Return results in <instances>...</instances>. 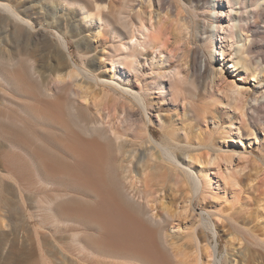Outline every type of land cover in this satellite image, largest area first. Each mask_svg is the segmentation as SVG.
Returning a JSON list of instances; mask_svg holds the SVG:
<instances>
[{"label":"bare ground","instance_id":"obj_1","mask_svg":"<svg viewBox=\"0 0 264 264\" xmlns=\"http://www.w3.org/2000/svg\"><path fill=\"white\" fill-rule=\"evenodd\" d=\"M156 1L159 3L161 0H57L56 3L60 11L78 12L84 22L97 23L99 31L102 27L103 30L111 33L115 40L117 39L112 61L115 65H121L122 69L120 73H113V77L106 79L114 88H120L126 98H129L130 101L127 102L129 108L134 109L137 105L145 114L136 127L126 128L125 133L114 129L109 131L104 120L97 116L99 109L92 110L87 106L92 98L88 89L78 84V79L85 71H89L81 68L74 61L71 66L64 64L52 69L43 65L44 59L40 54L39 59H36L37 57L32 52L31 54L26 53L22 59L13 62L11 58H6L0 53V78H11L12 89L18 96H12L17 113L12 115L7 111L0 114L1 121L11 124L0 123V133L8 137L13 149H19L21 154L28 158L32 167L34 185L51 191L33 197L35 211H31L32 216L30 211L28 212L30 218L35 219L34 221L39 224L36 229L38 239L39 236L45 235L44 229L47 224H51L58 231L75 226L76 218H81L98 226L104 232L107 231L111 238L118 241V243H113L100 239L99 234L97 237H92L82 230L72 231L71 256H66L64 247L56 243L55 247L61 251L63 258H59L60 263L55 264H64L67 259L66 264H130L127 260H121L118 263L110 261L111 256L118 253L131 254L141 264H173V262L175 264H205L202 255L203 245L196 235L193 236L201 255L193 260H190V256L175 244L171 243L169 247L163 245L160 235H162L164 222L153 213L154 209L149 205V196L159 191L160 180L166 175L163 171L165 165L183 171L187 182L191 185L192 193L198 194L208 188V185H212V176L208 167L220 160L217 156L212 158L209 153H206L204 160L192 154L194 149L209 148V146L204 141L197 143L186 138L185 145L191 151L187 156L188 163L183 165L174 152V147L180 146L175 130H165V137L161 141L156 138L150 126L152 119L149 114L148 93L144 87L134 88L128 77L136 70L137 57L142 53L138 46L157 49L162 45L161 37L156 34L161 23V13L147 10L153 8ZM193 2L195 3V0H171V5L177 8L176 32L178 36L187 40L191 39L196 45L203 44L207 50L209 49V54H206L203 60L206 70L211 74L219 73L221 78L228 80L226 69L231 68L229 72L241 73L243 71L242 76L246 74L257 85L264 84V57H259L254 52L255 40L251 29V20L257 22L264 11V0H206L204 12L201 14L198 12L201 6L197 3L192 5ZM137 3L140 6L139 9H137ZM47 9L51 12L50 14L42 9L39 12L61 17L54 8L48 7ZM31 14H35L36 18L41 16L38 11L33 10V7L28 8L23 3L13 4L0 0V17H3L8 26H12L16 34H24L28 45L32 44L31 39L36 28V19H33ZM200 15L203 17L201 21L198 20ZM154 16L158 17L156 23L153 22ZM58 35L61 47L69 52L70 43L68 44L67 38L61 33ZM36 47L40 53L41 48ZM211 49L213 51H210ZM214 53L218 56L217 58L214 57ZM197 54L195 51L193 67ZM216 62L221 65L217 67L218 69L214 66ZM174 75L172 80L174 90L182 96L183 91L193 84L186 83V77L181 76L179 71H174ZM46 76L52 78V90L55 92L50 93L51 89L45 88L44 94L55 98L60 106L62 104L63 113L51 108H48L47 112L39 111V114L33 112L29 101L30 89L34 87L33 80ZM71 86L80 89H74V96L71 97V103H68L62 92L71 91ZM3 91L9 96L7 89ZM188 96L185 99L195 119L211 118L215 122L214 110L208 107L209 103L198 104L196 93ZM217 98L219 104L231 108L234 117L241 121L237 126L235 121L231 122L229 125L231 134L237 133L241 136L242 131L254 134V126H262L254 113L264 107V90L260 92V95L253 94L251 87L246 83L232 80L228 83L227 93ZM81 100H84L86 104ZM94 102L92 103L96 106L97 102L96 104ZM64 106L69 110L68 114L65 113ZM84 110L89 112L86 113ZM22 112L27 114L24 116ZM90 114L94 116L91 121L87 117ZM251 119H254V122ZM31 120L41 125H49L54 129L41 127L36 130ZM72 126L78 130L80 128L83 135L87 137L82 136ZM261 128L264 130V126ZM74 132L77 135H74ZM110 132L112 135L109 134ZM65 135H69L70 138L61 139L60 136ZM195 139L202 140L203 138L197 135ZM143 144L146 148L141 151L142 165L136 174L131 165L132 158L135 156V147ZM119 154H122V157L128 155L126 165H119L121 162L118 161ZM68 160L76 161V164L79 163L81 167L91 166L98 171L99 180L84 175L79 166H76L79 175H76L75 168H70V166L66 169L54 167V164L59 165ZM8 172L12 175V172L16 171L13 169ZM219 173L220 179L226 180L231 177L224 171ZM14 177L12 178L16 179V183L20 184V180ZM3 179L0 175V188ZM231 179L233 184H237L236 178ZM69 184L75 185V190L64 192L63 188H73ZM85 188L89 190L87 193L91 198H83L81 192L86 190ZM19 189L18 202L22 205L26 204L25 200L31 198L21 185ZM91 202H94L96 207H101V204L117 206L122 210L125 221L114 222V216L111 218V214L109 215L101 208L83 207ZM187 209L188 207L185 208L186 211ZM262 211H264V205L259 204L258 214ZM0 226H5L1 219ZM10 246V254L4 257V264H27L33 260L34 249L32 247L19 248L15 241ZM38 248L44 263L46 258H44L40 244ZM213 256L214 261H208V264H227L225 257V259L218 258L217 246L214 247L213 253L207 255L212 258ZM46 262L45 264H48Z\"/></svg>","mask_w":264,"mask_h":264},{"label":"rangeland","instance_id":"obj_2","mask_svg":"<svg viewBox=\"0 0 264 264\" xmlns=\"http://www.w3.org/2000/svg\"><path fill=\"white\" fill-rule=\"evenodd\" d=\"M6 1L13 4L23 3L28 8L29 6L33 7V10L38 11L41 16L36 18L35 14V16L31 14V17L36 19V28L30 45H28L24 34H16L12 26H8L3 17H0V53L2 55L16 62L22 59L26 53L31 54L32 52L37 57L36 59H39L40 54L44 59L43 65L52 69L59 68L64 64L71 66L74 61L78 66L89 71L80 75L78 84L90 92L92 99L89 97L91 100L87 106L92 110L99 109L97 116L104 120L107 129L125 133L126 128L137 126L136 124L145 117V114L137 105L134 109L129 108V103H127L130 101L129 98H126L120 88H114L106 79L113 77V73H120L122 69L121 65H115L112 61L117 39L115 40L111 33L103 30L102 27L99 31L97 23L84 22L78 12L60 11V8L57 9V0ZM205 1L195 0V3L201 6L198 10L199 14L204 12ZM195 3L193 2L192 5ZM48 7L58 11L61 17L39 12L42 9L50 14L51 12L47 11ZM139 8L137 3V9ZM147 10L161 13V23L156 34L161 37L162 45L157 49L138 46L142 53L137 57L136 70L130 73L128 77L134 88L144 87L148 93L146 94L148 96L149 114L152 119L150 126L159 141L165 137V130H175L180 146L174 147V152L183 165L188 163L187 156L191 151L185 145L186 138L197 143L204 141L209 146V148L200 147L192 150L191 153L198 155L202 160H204L206 153H209L212 158L216 156L220 158L218 162L208 167L212 176V185H208V188L198 192V194L192 193L191 185L187 182L183 171L176 167H167V165L163 167L166 175L160 180V189L156 194L149 196V205L153 207V213L164 222L160 239L163 245L167 247L171 243L175 244L181 251L190 256V260H193L201 255L193 236L196 235L203 245L204 253L202 255L205 264H208V261H214V256L212 258L207 257V255L213 253L215 246L218 248V258H226L225 263L227 264H264V211L258 214V205H264V130L261 128L264 126V107L254 113L262 126H254V134L242 131L241 136H239L237 133L231 134L229 125L235 121L237 126L241 121L234 117L231 108L219 104L217 98L222 97L225 92L227 93L228 83L232 80L246 83L251 87V92L257 95H260V92L264 90V84L257 85L246 74L242 76L243 71L241 73L229 72L231 68L226 69V79L228 80L221 78L219 73L211 74L210 71L206 70L203 60L205 55L209 54V49L207 50L203 44L196 45L191 39L187 40L178 36L176 32L178 25L176 21L178 19L177 8L171 5V0H161L159 3L156 1L154 7ZM3 14L6 15L4 12ZM154 17L153 22L156 23L158 17ZM202 19L203 17L200 15L198 20L201 21ZM251 29L255 40L254 52L257 56L264 57V11H262L257 22L251 20ZM59 33L67 38L68 44L70 43L69 52L61 47ZM35 45L41 48L40 53ZM195 51L198 54L193 67ZM214 57L217 58L218 56L214 53ZM214 66L216 69L221 67L217 62ZM174 71H179L181 76H185L186 83L193 84L183 91L184 95L182 96L173 87ZM33 83L34 87L30 89L31 94L29 96L33 112L39 114V111L47 112V109L51 108L63 113L62 104L60 106L55 98H50L44 94L45 88H50V93L55 92L52 90V78L49 76L36 78ZM12 88L11 78H0V114L7 111L12 115L17 113L15 112V100L12 96H18ZM4 89H7L9 96L4 93ZM74 89L80 88L71 86V91L62 92L68 103H71ZM194 93L198 95V104L209 103L208 107L214 110L215 122L211 118L206 120L194 118L187 104V99H185ZM81 101L85 103L84 100ZM93 101L97 102L99 107L93 105ZM64 109L65 113L68 114L69 110L65 106ZM22 114L25 116L27 113L22 112ZM89 116L87 115L91 121L94 116L92 114ZM69 118L68 115V124ZM31 121L36 130L41 127L54 129L49 125H41L36 121ZM251 121L254 122V119ZM0 123L11 125L1 120ZM74 129L82 136L87 137V135H83L80 128V131L76 127ZM109 134L112 135L111 132ZM69 135L60 137L61 139H69ZM74 135L77 133L74 132ZM197 135L203 139L196 140ZM149 145L151 146V144ZM135 148V156L132 158L131 165L137 174L142 165L141 151L145 150L146 145H138ZM124 156L122 157V154L118 156V159L120 158L118 161H121L120 166L126 165L128 161V155ZM61 163L59 165L58 163L54 164V167L66 169L70 166V168H75L76 175H79L76 169V166L81 167L79 163L76 164L77 162L72 160ZM13 169L16 172H12L11 175L8 170ZM81 169L84 175L99 180L98 171L91 166H83ZM220 171L230 174L231 177L226 180L220 179ZM0 175L4 178L0 188V219L5 224L4 227L0 226V264H4V257L10 254V245L14 241L19 248L25 246L34 249L33 260L27 264H45L46 261L48 264L60 263L59 258H63V255L55 247V244H60L61 247H64L66 256H71V233L75 230H82L92 237H97L99 234L100 239L118 243L116 239L111 238L107 231L104 232L98 226L81 218H76V221L73 220L77 223L75 226L58 231L51 224H47L44 229L45 235L39 236L38 239L36 229L39 224L34 221L35 219L30 218L28 212L30 211L32 216L31 211H35L33 197L51 191L34 185L32 167L28 158L24 157L19 149H13L8 137L1 133ZM12 177L20 180V184L16 183V179ZM231 178H236L237 184H233ZM20 185L31 198L25 200L26 204L23 205L18 202ZM69 186L73 188H63L64 192L75 190V185L69 184ZM88 191L86 189L81 192L84 199L91 198L87 193ZM91 203L83 207L87 209L101 208L109 215L111 214V218L114 216L113 221L117 223H122L126 219L122 210L117 206L101 204V207H96L94 202ZM186 207H188L187 211L185 210ZM38 244L41 245L44 258H46L44 263ZM121 260H127L130 264H141L133 255L126 253L113 254L110 258V261L116 263ZM66 263H68V259ZM173 264L175 263L173 262Z\"/></svg>","mask_w":264,"mask_h":264}]
</instances>
